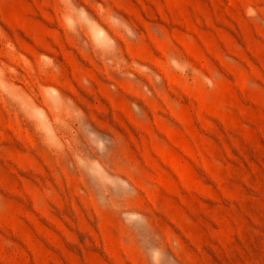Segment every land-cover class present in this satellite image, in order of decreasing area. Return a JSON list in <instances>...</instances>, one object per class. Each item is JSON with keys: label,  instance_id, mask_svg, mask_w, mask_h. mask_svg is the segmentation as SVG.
<instances>
[{"label": "rangeland", "instance_id": "374dc122", "mask_svg": "<svg viewBox=\"0 0 264 264\" xmlns=\"http://www.w3.org/2000/svg\"><path fill=\"white\" fill-rule=\"evenodd\" d=\"M1 74L0 264H264V0H0Z\"/></svg>", "mask_w": 264, "mask_h": 264}, {"label": "bare ground", "instance_id": "6f19581e", "mask_svg": "<svg viewBox=\"0 0 264 264\" xmlns=\"http://www.w3.org/2000/svg\"><path fill=\"white\" fill-rule=\"evenodd\" d=\"M0 80H2L7 86H8V83H7V80H5V77L1 74V77H0ZM0 89H1V87H0ZM5 92V91H4ZM4 92H1V93H4ZM33 92H34V90H33ZM6 96V95H5ZM8 96V95H7ZM27 97V96H26ZM29 97V96H28ZM29 99H30V97H29ZM57 99V98H56ZM55 99V100H56ZM22 100V99H21ZM16 102V101H15ZM22 102V101H21ZM26 104H28V103H26ZM31 104V103H30ZM21 107V106H20ZM52 111V110H51Z\"/></svg>", "mask_w": 264, "mask_h": 264}]
</instances>
